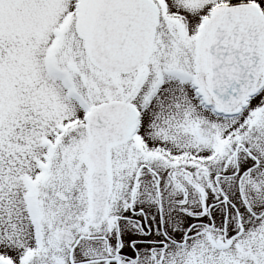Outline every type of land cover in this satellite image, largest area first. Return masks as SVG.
<instances>
[{"label": "snow or ice", "instance_id": "obj_1", "mask_svg": "<svg viewBox=\"0 0 264 264\" xmlns=\"http://www.w3.org/2000/svg\"><path fill=\"white\" fill-rule=\"evenodd\" d=\"M0 264H264V0H0Z\"/></svg>", "mask_w": 264, "mask_h": 264}]
</instances>
